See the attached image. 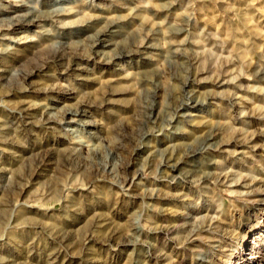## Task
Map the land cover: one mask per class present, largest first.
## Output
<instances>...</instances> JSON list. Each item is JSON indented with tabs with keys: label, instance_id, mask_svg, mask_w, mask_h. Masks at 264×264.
<instances>
[{
	"label": "clouds",
	"instance_id": "9594fccd",
	"mask_svg": "<svg viewBox=\"0 0 264 264\" xmlns=\"http://www.w3.org/2000/svg\"><path fill=\"white\" fill-rule=\"evenodd\" d=\"M0 264H264V0H0Z\"/></svg>",
	"mask_w": 264,
	"mask_h": 264
}]
</instances>
